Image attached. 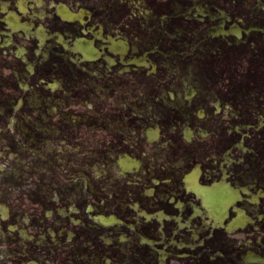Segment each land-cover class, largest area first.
Returning a JSON list of instances; mask_svg holds the SVG:
<instances>
[{
	"label": "flooded vegetation",
	"instance_id": "1",
	"mask_svg": "<svg viewBox=\"0 0 264 264\" xmlns=\"http://www.w3.org/2000/svg\"><path fill=\"white\" fill-rule=\"evenodd\" d=\"M0 264H264V0H0Z\"/></svg>",
	"mask_w": 264,
	"mask_h": 264
}]
</instances>
